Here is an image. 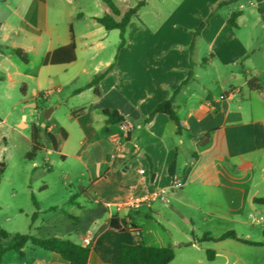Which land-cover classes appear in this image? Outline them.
<instances>
[{"label":"crops","instance_id":"1","mask_svg":"<svg viewBox=\"0 0 264 264\" xmlns=\"http://www.w3.org/2000/svg\"><path fill=\"white\" fill-rule=\"evenodd\" d=\"M111 1L120 14L133 7L117 0L126 4L120 9ZM150 1L130 19L120 48L119 31L105 30L95 20L109 12L104 0L0 3V109L8 115L35 104L37 111L39 102H47L37 111L41 115L49 108L47 118L39 115L28 124L22 112L16 124L42 128L39 152L58 154L62 175L75 184L66 211L55 205L40 210L48 215L34 214L37 223L21 234L67 238L89 250L86 264H119L120 246L138 242L172 247L169 264H264V228L246 218L264 211L253 201L264 197L260 72L216 76L210 90L195 53L205 41L209 56H216L212 46L232 12L226 19L210 15L194 37L210 13L207 3L216 0H182L170 10H148ZM239 12L234 29L243 17ZM248 52L247 45L239 46L232 64L252 61ZM110 66L95 87L81 89ZM190 69L192 77L174 96L179 130L164 114L147 120ZM250 78L258 80L260 90L248 88ZM45 90H51L48 97ZM61 108L64 123L56 115ZM104 110L117 111L124 123H107ZM60 128L67 137L55 151L48 134ZM174 180L181 186L174 187ZM163 188L165 200L157 196ZM131 198L150 201L133 209L126 205ZM228 232L257 245L222 238ZM12 251L2 253L1 264H69L30 243L21 253Z\"/></svg>","mask_w":264,"mask_h":264},{"label":"rangeland","instance_id":"2","mask_svg":"<svg viewBox=\"0 0 264 264\" xmlns=\"http://www.w3.org/2000/svg\"><path fill=\"white\" fill-rule=\"evenodd\" d=\"M114 1L120 9H124L126 4L134 6L137 3V0H127L126 4L117 0ZM181 1L151 0L148 10H153L154 7L170 10L177 3L180 4ZM259 1L216 0L207 3L211 15L218 14L224 19L227 18L230 12L241 11L243 13V17L237 23V29L225 27L215 40L212 46V53L216 55L214 58L209 56L211 51L208 49L206 42L200 40L195 59L199 63L201 62L202 66L205 65L198 71L204 78L203 81L209 84L208 88L210 90L215 86L213 79L216 76H223L227 73H243L247 70L250 71V75H253L255 73L253 69L260 72L259 80L264 85V71H262L264 69V2H261L258 6ZM2 2L3 0H0V3ZM64 6H66V3H64ZM209 18L208 15L202 22L206 19L208 22ZM242 45L248 46V53L252 59V61H245L243 67L240 66V62L232 64L238 47ZM211 62L213 66H210ZM13 95L12 101L18 96V91L15 90ZM43 103H38L37 111L41 112L40 108L42 109ZM34 109L33 106L23 107V105H20L17 110L8 115L5 114L3 109H0V165L3 166L0 176V231L7 234L6 236H0V248L11 244L16 233H25L30 224L37 223L38 219L32 220L34 214L39 218H45L48 215V212L44 213L40 210L55 205L57 209L66 211L68 209L67 200L75 191V184L67 180L66 175H62L64 166L58 154H47L42 151L37 153L33 161L26 157L31 148L30 129L29 127L20 128L24 124L22 123L18 127L16 123L20 119V114L24 112L27 123L30 124L32 119L40 115ZM65 113L66 110L61 108L56 114L63 123ZM43 114L40 115L42 119ZM62 181L71 182V185L63 186ZM43 185H46L47 188L40 190ZM32 197L40 208L39 210L36 209ZM262 206L264 208V204ZM254 215L253 219H250L247 215L246 218L258 228H264V220H259V218H264V211ZM12 254H15V251H12Z\"/></svg>","mask_w":264,"mask_h":264},{"label":"trees","instance_id":"3","mask_svg":"<svg viewBox=\"0 0 264 264\" xmlns=\"http://www.w3.org/2000/svg\"><path fill=\"white\" fill-rule=\"evenodd\" d=\"M44 1V0H39ZM106 6L109 9L108 13H105L101 17L95 18V20L104 27L105 30L117 29L119 31V43L118 48L122 47L125 43V31L126 27L130 21V19L137 13V11L145 4V0L138 1L133 7L127 9L123 14H120L119 10L112 3L111 0H104ZM240 12H232L229 17L226 19V25L230 29L236 28V19L239 16ZM211 13L209 14V16ZM116 17H119L117 20ZM207 19L202 22V24L196 28L192 34L196 37L200 30L206 25ZM72 47V44L69 45ZM205 60V59H204ZM203 60V61H204ZM111 69V66L94 76L92 80L86 84L83 88L86 87H95L98 81ZM191 69L188 71L187 78L181 82V84L176 87L172 95L159 103L151 113V115L147 118L150 119L156 113L164 114L168 117L170 121H172L177 130L180 128L179 119L175 113V109L173 108L174 104V96L179 91L180 87L188 82V80L192 77ZM247 86L250 90H260L261 86L258 83V80L255 78H250L247 81ZM38 109V107H37ZM41 110V108H40ZM103 114L106 117L107 123H124V118L118 114L117 111L114 110H104ZM42 128L35 123H32L30 126V143L31 149L26 154V157L29 160H32L36 154L41 150L40 144V132ZM67 134L64 129L60 128L55 133L48 134V138L52 144V147L55 151H60ZM3 166L0 165V176L3 171ZM34 205L36 206L35 200L32 197ZM253 201L257 204H264V197L254 198ZM110 224L112 227L118 229L119 225L111 220ZM7 234L4 231H0V236H6ZM231 237L240 242L257 245L256 243L250 242L246 239L239 238L235 235L234 232H228L222 236ZM13 242L6 247L0 248V256L2 253L8 250H15L21 253L22 247L26 243H30L31 245L38 247L40 249L54 252L59 254L64 260H66L69 264H86L88 258L89 250L86 247H82L67 238L62 237H46V238H38L29 234H15L13 237ZM174 258V249L172 247L165 248H153L146 247L141 243H135L133 245L123 244L119 248V264H169Z\"/></svg>","mask_w":264,"mask_h":264},{"label":"built area","instance_id":"4","mask_svg":"<svg viewBox=\"0 0 264 264\" xmlns=\"http://www.w3.org/2000/svg\"><path fill=\"white\" fill-rule=\"evenodd\" d=\"M50 93H51V90H45V91H43L42 94H43L44 97H48ZM172 185L174 187H179V186H181V182L179 180H174L173 183H172ZM165 193H166V190L164 188L163 189H160L159 192H158V194H157V196L161 200H165V198H164L165 197ZM143 201H150V199L149 198H145V199L131 198V199L128 200V202L126 203V205H127V207L134 209V208H138ZM249 218L250 219H253V216L250 215ZM259 220H264V218H259ZM134 234H135V236H138L139 235V232L137 230H135L134 231ZM89 243H90L89 237L83 238V245L84 246H87Z\"/></svg>","mask_w":264,"mask_h":264},{"label":"water","instance_id":"5","mask_svg":"<svg viewBox=\"0 0 264 264\" xmlns=\"http://www.w3.org/2000/svg\"><path fill=\"white\" fill-rule=\"evenodd\" d=\"M33 106H35V104H33ZM46 111H48V109ZM46 111L43 114V118H47L48 117V115L46 114Z\"/></svg>","mask_w":264,"mask_h":264}]
</instances>
